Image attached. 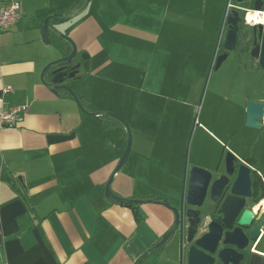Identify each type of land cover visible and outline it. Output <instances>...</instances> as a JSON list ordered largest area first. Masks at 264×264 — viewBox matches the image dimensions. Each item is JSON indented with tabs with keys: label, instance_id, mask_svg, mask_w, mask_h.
Returning a JSON list of instances; mask_svg holds the SVG:
<instances>
[{
	"label": "crops",
	"instance_id": "crops-1",
	"mask_svg": "<svg viewBox=\"0 0 264 264\" xmlns=\"http://www.w3.org/2000/svg\"><path fill=\"white\" fill-rule=\"evenodd\" d=\"M8 1L0 0V7ZM18 1L19 22L0 34V112L26 107L18 126L0 128V264H139L172 223L170 211L153 204L134 209L106 198L105 185L126 147L124 129L111 119L83 114L69 95L51 93L40 82L43 68L69 53L54 36L42 43L44 19L82 2ZM226 3L89 0L74 17L51 21L88 56L87 80L76 76L85 86L65 84L88 111L112 113L130 128L128 159L111 182L119 197L178 204L184 145L214 49L221 54ZM229 4L264 14L249 4ZM234 53L246 70L260 71L256 61ZM251 94L241 104L222 100L241 109V130L210 133L217 149L207 156L212 161H199L198 167L207 170L222 144H235V150L226 147L264 178L257 145L264 132L243 126L244 103L263 101L264 90L253 86ZM4 170L24 190L28 207L2 179ZM140 264H177L176 239ZM240 264H264V227Z\"/></svg>",
	"mask_w": 264,
	"mask_h": 264
},
{
	"label": "water",
	"instance_id": "water-1",
	"mask_svg": "<svg viewBox=\"0 0 264 264\" xmlns=\"http://www.w3.org/2000/svg\"><path fill=\"white\" fill-rule=\"evenodd\" d=\"M88 1L83 0L79 6L65 13H56L44 19L40 30L42 43L50 44V36H54L68 45L69 53L48 63L40 74V82L51 93L64 92L69 95L83 114L95 119H111L124 129L126 147L105 185L106 198L122 205H160L170 211L172 223L160 239L142 255L139 264L155 251H162L166 244L174 239L177 241V264H240L245 259L246 249L257 241L264 227V213L259 214L260 211H254L255 205L250 207L247 204L251 198V174L254 169L249 168L243 159L227 152L224 156V173L220 174L216 168L214 175L198 166L188 169L185 163L177 205H171L166 200L158 198L154 200L122 198L112 191V179L126 163L131 150L130 128L123 119L112 113L88 111L78 95L65 84L67 80L76 79L80 64L76 63L75 57L79 53L72 40L51 23L52 20L63 22L74 17L87 6ZM229 1L227 0L223 12L218 35L219 39L221 32L224 31L221 45L223 52L216 55V48L214 49L208 73L219 69L229 53L235 51L240 25L243 23L242 15L247 14V9L230 6ZM234 2L249 4L253 11L264 13V0ZM247 38L252 39V46L248 51L250 59L257 62L260 70H264V22L251 26ZM87 60L88 56L81 53V61ZM244 127L264 132V100L245 102ZM207 194L211 200L217 202L214 211H210L207 206L204 208L203 203Z\"/></svg>",
	"mask_w": 264,
	"mask_h": 264
},
{
	"label": "rangeland",
	"instance_id": "rangeland-1",
	"mask_svg": "<svg viewBox=\"0 0 264 264\" xmlns=\"http://www.w3.org/2000/svg\"><path fill=\"white\" fill-rule=\"evenodd\" d=\"M232 3H234L233 0ZM61 45L63 48L67 47L62 41ZM75 60L80 64L78 74H83L85 77L84 80L86 81V71L89 69L88 65H86L88 61H81V53L76 55ZM82 64L85 65L84 68ZM84 80L77 77L74 82L78 85L85 86ZM209 83V94L204 104ZM253 86L264 90V70H260L259 72L246 70L240 64L239 58L234 52H230L227 59L213 74L206 72L203 86L196 103V111H194L192 123L187 133L183 151V163L186 162V165L191 167L195 165L201 166L199 165V161H212V157L207 156L210 155V151L217 148L214 146V142H212L213 137L210 133L219 135V133L229 131L239 134V130H241L242 111L241 109L233 107L230 103L225 104L222 100L229 97L232 101L241 104L242 98L246 96L248 98L252 97ZM203 88L205 89L204 91ZM198 124H200L201 131L196 130ZM257 145L260 154L264 156V142L258 139ZM224 146V144L221 145V150ZM230 148L235 150V144H232ZM149 179L152 180V177H149Z\"/></svg>",
	"mask_w": 264,
	"mask_h": 264
},
{
	"label": "flooded vegetation",
	"instance_id": "flooded-vegetation-1",
	"mask_svg": "<svg viewBox=\"0 0 264 264\" xmlns=\"http://www.w3.org/2000/svg\"><path fill=\"white\" fill-rule=\"evenodd\" d=\"M245 16L246 15L244 13V15H242L243 23L240 25L239 36H240L241 41H242V48L245 50V52H244L245 55H243V57H246V59H250L248 51H249L250 47L252 46V39L247 38V34H248L250 28L245 26ZM226 149H228V148L226 146H224L223 150H221L219 158L217 160L211 162V165L209 166V168H207V170L210 171L212 173V175L215 174L214 170L216 168L220 174L224 173V169H225L224 168V156L227 152L232 153L230 150H226ZM232 154L235 155L234 153H232ZM250 193H251V198L247 201V204L249 206L255 205L254 211H255V209L259 208V209H261V212H262L261 203L264 200V198L261 199V197L264 195V178L258 171L256 172L255 170L251 174ZM203 205H204V208H206L205 206H207L210 211H214L215 207L217 205V202L211 200L207 194L205 197ZM215 217H216V215L213 216V218H215ZM250 248H251V244L246 249L245 254L247 251L250 250Z\"/></svg>",
	"mask_w": 264,
	"mask_h": 264
},
{
	"label": "built area",
	"instance_id": "built-area-1",
	"mask_svg": "<svg viewBox=\"0 0 264 264\" xmlns=\"http://www.w3.org/2000/svg\"><path fill=\"white\" fill-rule=\"evenodd\" d=\"M231 6V4H230ZM247 15V14H246ZM21 18L20 3L18 0H9L0 7V34L9 31ZM245 23L250 24L245 17ZM26 107L11 109L7 112H0V128H14L23 120V112Z\"/></svg>",
	"mask_w": 264,
	"mask_h": 264
},
{
	"label": "trees",
	"instance_id": "trees-1",
	"mask_svg": "<svg viewBox=\"0 0 264 264\" xmlns=\"http://www.w3.org/2000/svg\"><path fill=\"white\" fill-rule=\"evenodd\" d=\"M82 1L83 0H80L79 3ZM245 26H247V25H245ZM220 51H221V53L223 52V50L221 48L219 49V52ZM235 52L241 57H243V55H245L244 54L245 50L242 48V41H241L240 36H238V44H237V47L235 49ZM1 177L4 181H6L14 189V191L21 197V199H22L23 203L26 205V207H28L29 206L28 198H27L24 190L17 184L16 180H14L12 175H10V173H8L7 171L4 170L1 173ZM263 198H264V195L261 197V199H263ZM154 199L155 198H153L152 200H154ZM129 207L134 208V209L136 208V206H133V205H129Z\"/></svg>",
	"mask_w": 264,
	"mask_h": 264
},
{
	"label": "bare ground",
	"instance_id": "bare-ground-1",
	"mask_svg": "<svg viewBox=\"0 0 264 264\" xmlns=\"http://www.w3.org/2000/svg\"><path fill=\"white\" fill-rule=\"evenodd\" d=\"M246 19L249 22H251V21L263 22L264 21V14L258 16L256 13L255 14L250 13V14L246 15ZM261 205H262V211L264 212V200L262 201ZM257 210L261 212V209H259V208L255 209V211H257Z\"/></svg>",
	"mask_w": 264,
	"mask_h": 264
}]
</instances>
